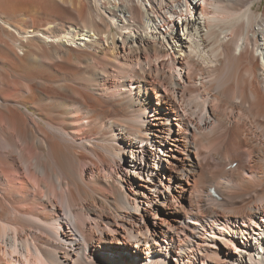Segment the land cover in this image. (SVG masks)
Segmentation results:
<instances>
[{
	"label": "bare ground",
	"instance_id": "1",
	"mask_svg": "<svg viewBox=\"0 0 264 264\" xmlns=\"http://www.w3.org/2000/svg\"><path fill=\"white\" fill-rule=\"evenodd\" d=\"M254 3L0 0V264H264Z\"/></svg>",
	"mask_w": 264,
	"mask_h": 264
},
{
	"label": "rangeland",
	"instance_id": "2",
	"mask_svg": "<svg viewBox=\"0 0 264 264\" xmlns=\"http://www.w3.org/2000/svg\"><path fill=\"white\" fill-rule=\"evenodd\" d=\"M250 1V0H249ZM253 1V0H252ZM254 6H253V10H254V12L256 13V14H262V13H264V0H260L259 2H257L256 0H254ZM257 2V3H256ZM2 10V9H1ZM3 11H5V9L3 10ZM207 11L209 12H207L208 14H211V15H215L216 16V18H217V16H223V17H221V18H225V17H227L223 12H222V9H221V7L219 6V7H216V6H214V7H210V8H208L207 9ZM217 14V15H216ZM6 15V14H5ZM7 16V15H6ZM218 18H220V17H218ZM7 42H9L8 44H10V42H11V37H10V35L7 33V31H5L3 28H0V58H2V56L4 57V56H6V54H5V52H4V46H5V43H7ZM4 44V45H3ZM2 45V46H1ZM4 48V49H3ZM7 58V57H6ZM7 66L5 65V68H6ZM7 69V68H6ZM8 70V69H7ZM9 71V70H8ZM11 86V87H10ZM10 89H11V93H13V92H15L16 91V89L19 91H17V92H15V94L16 95H19L18 93H20V91H21V88H20V86H18V85H11L10 84ZM12 87L14 88V90H12ZM16 87V88H15ZM13 91V92H12ZM14 94V93H13ZM15 94H14V96H15ZM29 109H30V111H35L33 108H30L29 107ZM223 138V134H221L220 136H218L217 137V139H219L218 141H217V143H219L220 141H221V139ZM227 143V142H226ZM203 147V146H202ZM239 150H238V152L239 153H237L238 155H237V157H236V159H237V161H235L233 164H232V166H231V168H234V167H236V166H238V167H245V164H244V162H243V157L245 156V150H244V148H238ZM206 150H207V148H206ZM205 150V147L204 148H201V150H200V152L202 153V154H206L207 155V163H210V165H211V167H212V169L213 170H215V171H217V172H219V171H221L223 168H224V166H222L221 165V162H220V159H218L216 156H217V154L220 152L219 151V148H214V149H211L210 151H209V154L207 153L208 151H206ZM214 150V151H213ZM204 151V152H203ZM212 151V152H211ZM215 152V153H214ZM212 153H214V154H212ZM229 153H231V155L232 156H235V152L233 151V149L231 150V149H229ZM245 158V157H244ZM242 159V160H241ZM239 161H241L240 163H239ZM230 167L228 166V167H226L225 168V170L227 171L228 169H229ZM166 171H168V170H166ZM247 174V173H246ZM168 174L166 173V177H168L167 176ZM153 221V220H152ZM21 263L20 264H23L22 262V260L20 261ZM13 264V263H12ZM126 264V263H125Z\"/></svg>",
	"mask_w": 264,
	"mask_h": 264
}]
</instances>
